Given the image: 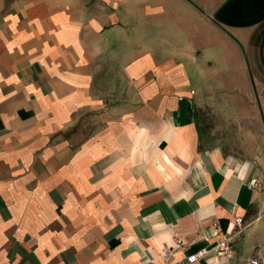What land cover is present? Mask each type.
<instances>
[{
	"label": "crops",
	"instance_id": "obj_1",
	"mask_svg": "<svg viewBox=\"0 0 264 264\" xmlns=\"http://www.w3.org/2000/svg\"><path fill=\"white\" fill-rule=\"evenodd\" d=\"M206 92L240 110L246 157L202 147ZM250 255L264 256V0H0V264Z\"/></svg>",
	"mask_w": 264,
	"mask_h": 264
},
{
	"label": "rangeland",
	"instance_id": "obj_2",
	"mask_svg": "<svg viewBox=\"0 0 264 264\" xmlns=\"http://www.w3.org/2000/svg\"><path fill=\"white\" fill-rule=\"evenodd\" d=\"M219 96V92L212 96L206 92L201 101L202 147L217 148L236 156L243 153L246 157L245 154L250 153L258 141L246 139L240 110L222 107Z\"/></svg>",
	"mask_w": 264,
	"mask_h": 264
},
{
	"label": "built area",
	"instance_id": "obj_3",
	"mask_svg": "<svg viewBox=\"0 0 264 264\" xmlns=\"http://www.w3.org/2000/svg\"><path fill=\"white\" fill-rule=\"evenodd\" d=\"M250 189H258L260 188V181L257 178H252L249 181L248 184ZM236 222L237 224L241 225L243 222V218L238 216L236 217ZM185 241L183 240L182 237L177 236L175 239V243L173 245H169L165 247L164 254L165 255H170L174 252L175 249H178L180 247L185 246ZM216 247L224 252L228 257L233 256V246L230 242V237H226L223 239H220L216 245ZM208 253L207 249L203 248L199 250L198 252L191 253L187 255V261L189 263H194L201 257H204ZM248 264H264V256L263 255H250L247 259ZM173 264V263H171Z\"/></svg>",
	"mask_w": 264,
	"mask_h": 264
}]
</instances>
